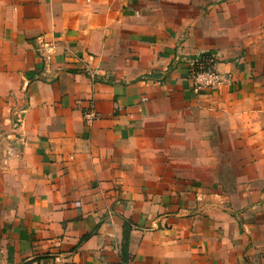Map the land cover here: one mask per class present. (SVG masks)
Wrapping results in <instances>:
<instances>
[{"label":"crops","instance_id":"0c3cea01","mask_svg":"<svg viewBox=\"0 0 264 264\" xmlns=\"http://www.w3.org/2000/svg\"><path fill=\"white\" fill-rule=\"evenodd\" d=\"M16 1L54 54L0 131V264H264V0Z\"/></svg>","mask_w":264,"mask_h":264},{"label":"rangeland","instance_id":"374dc122","mask_svg":"<svg viewBox=\"0 0 264 264\" xmlns=\"http://www.w3.org/2000/svg\"><path fill=\"white\" fill-rule=\"evenodd\" d=\"M26 1L31 2L32 0H24V2ZM17 4L18 2L16 0H5L6 7L4 8L6 15L0 20V131L2 132H4V129H8L7 131L11 132L16 128V125L21 124V119H23L24 116V114H21V117H19L17 114L21 107L19 106V102L24 99V96L22 97L21 95L25 94L22 85L23 81L21 82L24 68L20 63L23 62L27 57L26 54L31 50H34L38 55H42L46 60L49 56L54 54L48 51L45 46L47 45L45 41H41L38 46L33 44L31 50L25 48L24 41H22L16 33L15 23L13 22L16 15L18 17L21 15V11L16 10ZM29 14L30 12H28V15ZM45 24L46 23H42L43 26ZM28 27L30 29L36 28V26L33 27V25L29 23ZM21 41L24 49L22 48V43L21 45L19 44ZM31 41L33 40H27V42ZM23 104L25 105V103ZM2 132L0 133V137L2 136Z\"/></svg>","mask_w":264,"mask_h":264},{"label":"built area","instance_id":"2783aa9c","mask_svg":"<svg viewBox=\"0 0 264 264\" xmlns=\"http://www.w3.org/2000/svg\"><path fill=\"white\" fill-rule=\"evenodd\" d=\"M187 77L191 89L196 93L227 87L233 83L230 74L221 73L216 69L214 57L209 53H200L188 61ZM97 119V114L92 110L84 115V121L88 126L92 125ZM119 264H133V262L126 261Z\"/></svg>","mask_w":264,"mask_h":264},{"label":"trees","instance_id":"16d2710c","mask_svg":"<svg viewBox=\"0 0 264 264\" xmlns=\"http://www.w3.org/2000/svg\"><path fill=\"white\" fill-rule=\"evenodd\" d=\"M129 234H130V230L127 231V227H124V245H125V242H127V240H128ZM124 252H125V250H124Z\"/></svg>","mask_w":264,"mask_h":264}]
</instances>
